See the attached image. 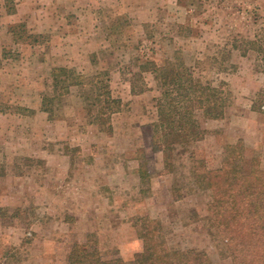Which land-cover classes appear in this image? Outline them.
<instances>
[{
	"label": "rangeland",
	"instance_id": "rangeland-1",
	"mask_svg": "<svg viewBox=\"0 0 264 264\" xmlns=\"http://www.w3.org/2000/svg\"><path fill=\"white\" fill-rule=\"evenodd\" d=\"M126 1L119 9L113 1L104 2L106 16L97 19L99 28L87 33L82 44L87 65L82 57L75 64L71 51L65 53L66 66L87 77L107 71L114 96L121 94L123 107L112 116V133L90 131L103 166L87 177L56 170L61 168L58 151L46 139L59 138L58 128L44 133L50 162L29 158L24 147L0 156V264H70L67 256L75 243L128 262L141 249L134 218L139 224L148 219L171 249L195 248L205 251L211 264H232L207 211L211 193L197 182L193 167L195 160L218 167L230 147L241 143L245 162L256 158L264 168V0ZM131 4L135 10L130 15L126 8ZM14 13L15 0H0V28L14 31L0 45V61L46 53L50 35L29 32ZM65 15L74 24L85 21L74 19L72 11ZM146 60L159 66L184 64L204 82L230 92L224 117L213 120L196 113L202 138L175 144L166 156L153 143L159 140L154 124L161 89L151 72L138 75ZM17 66L11 68L18 72ZM50 71L47 67L36 76L16 78L15 84L0 82V109H18L23 93L34 88L52 96ZM130 80L137 87L146 84L143 94L128 93ZM87 93L93 94L89 88ZM60 101L52 100V114L44 111L48 118L59 115ZM85 102L92 109L85 121H91L98 107L91 99ZM80 131L89 133L82 126ZM28 135H19L21 142ZM68 152L75 155L77 149Z\"/></svg>",
	"mask_w": 264,
	"mask_h": 264
},
{
	"label": "trees",
	"instance_id": "trees-1",
	"mask_svg": "<svg viewBox=\"0 0 264 264\" xmlns=\"http://www.w3.org/2000/svg\"><path fill=\"white\" fill-rule=\"evenodd\" d=\"M251 44L256 42L251 41ZM253 47L250 50H255ZM173 64L159 66L146 60L144 65H140L138 73L140 75L147 70L154 74L161 89L156 99L157 120L154 124L159 140L153 138V143H157L155 149L162 151L164 156L175 144L202 138L203 130L196 113L200 112L207 119L219 120L224 117L230 103L227 89L204 82L184 64ZM50 72L54 93L42 97L43 111L52 114L49 108L52 100L67 95L70 86L80 85L85 88V100L89 102L91 99V104L98 107L90 122L98 124L107 134L112 133L111 116L122 109L123 103L120 98L112 96L107 71L103 76L96 74L87 77L73 67L55 66ZM88 88L92 95L86 94ZM145 89L146 84L137 87L136 81L130 80L131 94H140ZM90 106L88 104L86 107L89 116L92 110ZM244 154L242 144L236 143L230 147L218 167H207L203 161L195 160L193 175L211 193L207 211L225 240L232 264H264V168L256 158L246 163ZM133 226L141 240V249L134 253L130 261L119 256L105 257L87 243H75L67 256L69 263L211 264L203 250L171 249L148 219L139 224L138 219L134 218Z\"/></svg>",
	"mask_w": 264,
	"mask_h": 264
},
{
	"label": "crops",
	"instance_id": "crops-1",
	"mask_svg": "<svg viewBox=\"0 0 264 264\" xmlns=\"http://www.w3.org/2000/svg\"><path fill=\"white\" fill-rule=\"evenodd\" d=\"M106 1L107 0H15L14 15L16 19L24 23V27L33 34L47 33L50 35V40L47 44L48 51L44 54L39 53L35 58L31 57L23 60L2 58L0 61V82L8 84L14 82L15 84L16 78H24V76L30 75L36 76L47 67H49V69L55 66L67 67L66 63L70 62V60H66L67 55H65V53L68 51H71L73 54L75 64L79 65L78 61L82 57V61L80 60V62L87 65L88 62L83 55L86 45L82 44L86 42L87 33L94 34L96 29L99 28L97 19L106 16L104 13V11L108 9L105 8L107 5L104 4ZM109 1L114 2V9L121 8L122 0ZM129 2L132 3L133 0H129ZM95 3L98 4L97 8L94 6ZM125 4H128V2L126 1ZM78 9H80V11H77ZM126 10L129 11L131 15L135 8L131 4ZM68 11L76 13L75 17H73L74 19L79 17L80 19L84 18L85 21L81 22L75 20L76 24L71 21H66L65 13ZM101 12L103 13L101 14ZM4 28H0V45L4 43V38L8 39L10 34H14L13 30L11 31L9 28ZM179 28L180 24L177 25V29ZM83 36H85L84 39ZM45 59L47 61H45ZM15 62L21 65L16 67H19V70L17 69L18 72H15L14 69L11 68ZM49 64H51V66ZM111 82L112 79L109 80V87L112 96H114V91L110 85ZM24 89H27V87L24 86ZM84 89L85 88L80 85L70 86L69 93L61 97V101L58 104L57 112L59 115H53L52 118H48L47 114L43 111V96L40 92H36L35 88L33 91L30 90L23 93L24 95L21 96L18 101V109L9 110L8 108H1V158L5 154L15 153V150L24 147L29 158L33 160L36 158H43L46 163L50 162L49 159H47L49 154L47 155L45 153H49V151L45 150V145H47L46 140H50L54 143V148L58 151L56 159L61 163V168H56V170H63L64 176L87 177V175L92 174L93 171H99L100 167L103 166L101 164L103 159L99 155L100 149L98 146L100 145H95V143L97 144V140L92 137L93 134L90 131H101V128L98 124L92 123L89 120L85 121L88 117L85 108ZM128 93L132 97L141 95L131 94L130 87H128ZM117 95H119L118 98L121 97V94ZM43 113L44 116L41 115ZM75 113H78L77 119L75 118ZM112 116L111 122L113 130L114 123L112 121ZM62 124H64L63 127H61ZM81 126L85 130H89V133L88 131H80ZM55 128H58L56 132L59 133V138H54L52 136L45 140L44 133L46 130ZM60 129L62 131H60ZM24 132H28L29 135L27 137L24 136L25 139L21 142L20 139L22 137L19 135H23ZM60 134L64 135L60 136ZM73 147L77 149V154L75 155L68 152V149ZM95 147L97 152L94 149ZM20 151L22 152L23 150L21 149ZM50 157H52V154H50ZM81 171L88 174H80ZM99 175L100 174H98V176Z\"/></svg>",
	"mask_w": 264,
	"mask_h": 264
}]
</instances>
